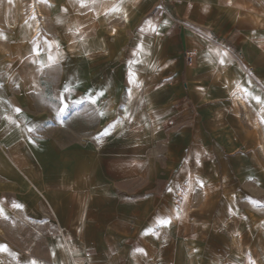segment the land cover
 Returning a JSON list of instances; mask_svg holds the SVG:
<instances>
[{
  "label": "crops",
  "instance_id": "0c3cea01",
  "mask_svg": "<svg viewBox=\"0 0 264 264\" xmlns=\"http://www.w3.org/2000/svg\"><path fill=\"white\" fill-rule=\"evenodd\" d=\"M174 1L177 18L212 34L235 27L233 49L241 58L223 55L213 35L168 36L167 20L152 46L141 44L135 26H128L149 13L156 0L91 1L97 9L111 2L103 15L113 11L112 18L121 17L111 35L100 19L88 35L103 51L114 49L113 57L132 53L130 63H121L126 68L120 81L127 89L104 98L97 108L102 132L98 139L86 127L79 133L85 143L62 146L45 131L47 117L44 123L39 117L44 125H37L39 113L25 112L20 121L0 118V247L6 246L0 264H246L248 256L264 264V223L258 228L249 217H191L172 204L176 185L197 176L183 173L189 146L264 145V103L255 99L264 102V14L258 0H245L250 6L241 16L233 0ZM189 49L195 61L184 67ZM113 57L109 65L117 60ZM140 81L152 83L157 98L151 108L144 99L145 110L139 92L131 93ZM190 83L197 85L193 91ZM25 85V93L36 90L32 82ZM239 91L243 95L234 98L242 95L246 107L232 104ZM242 116L252 127L242 124ZM168 119L175 121L174 132L154 127ZM146 121L151 133L165 140L159 175L151 156L155 141L144 139L142 146L137 137ZM16 145L20 154L11 153ZM226 231L229 245L222 239Z\"/></svg>",
  "mask_w": 264,
  "mask_h": 264
},
{
  "label": "rangeland",
  "instance_id": "374dc122",
  "mask_svg": "<svg viewBox=\"0 0 264 264\" xmlns=\"http://www.w3.org/2000/svg\"><path fill=\"white\" fill-rule=\"evenodd\" d=\"M30 1L12 0V3H9V0H0V102L3 106V109H0V118H9L11 122L20 121L25 112L39 113L37 125H40L39 127L44 125L41 123H44V118L47 117L45 131L65 147L75 142L85 143L84 139H79V133L80 131L84 133L86 127L88 129L92 127V131L99 139L102 131L98 129L97 108L102 106L109 92L115 95L118 89L126 91L127 88L120 81L126 68L122 64L130 63L132 53L126 50L120 52L117 55L119 57H113L116 51L114 49L110 53L109 50L103 51L91 40L88 32L91 27L100 26L96 23L100 19L102 25L108 27V33L111 35V31L118 29L117 24L122 22L121 17L112 18V15H116L113 11L103 15L111 6V2L105 3L102 9H97L93 8L92 0H87V7H81L79 0H39L41 13L37 12L36 16L41 14L42 16L39 17L40 27L37 26L40 32L36 35L34 24L29 25ZM156 1V5L149 13L135 19L134 23L131 20L128 26H135V31L140 33L137 36L143 39L141 44L152 46L151 41L161 28V23L167 20L168 25L164 32L168 36H182L184 31L187 34H202L204 37L213 35V39L211 36L210 39L223 55L241 58L240 53L233 49L235 27L230 31L227 29L223 34H212L207 28L188 19L177 18L174 0ZM228 1L225 0V3ZM233 1L240 16L245 13L246 7L250 6L245 0ZM258 1L260 5L258 9L264 14V0ZM128 27H125L124 31ZM111 39L110 43L115 45ZM180 51L181 47L178 50L179 54ZM112 57L117 60H112L109 65ZM195 57V51L189 49L185 53L184 67L185 63L192 65ZM146 71V68L140 69V75L143 77ZM101 75L105 77L101 78ZM28 81L34 84L33 88L36 90L25 93L23 86L28 89L25 85ZM201 85L204 86L206 83L203 82ZM189 86L193 91L197 85L190 83ZM136 88L137 90L131 88V93L139 92L137 95L142 110H145L144 99L150 108L157 104L155 103L157 98L151 92L152 83L140 81ZM238 93L243 95L241 91L233 95L234 106L235 103H239L234 98ZM90 98L94 99L95 103L90 102ZM125 102L126 94H123L120 97V104L124 105ZM17 109L20 111L17 112ZM39 117L40 120L43 117L41 123ZM241 122L252 127L251 123L245 120V116L241 117ZM146 124L148 126H145ZM153 124L159 131L170 129L174 132L177 127L174 119H168L159 125ZM253 124L260 127V122ZM149 126L148 121L144 122L145 128L142 132H137V137L142 141V146L144 139L151 138L155 141V144L151 145V150L154 151L151 156L152 161L155 160L159 175L162 171L161 166H165L166 162L165 140L160 139L158 134H152ZM104 143L106 142L99 144L98 148L104 147ZM188 149H185L188 150V157L184 162L186 168H183V173L187 170L197 176L185 182L182 180L176 185L172 203L174 208L183 215L186 212L189 213L188 216L195 217L198 213L200 218L205 219L249 217L259 228L260 224L264 223V145L261 147L217 144L206 145L200 150L195 146H189ZM20 152L19 145L11 148L13 154ZM184 154L187 155L186 152ZM228 234L226 231L222 236L225 245L232 243ZM234 237L233 240H238L236 236ZM255 260V257L248 256L246 264H257Z\"/></svg>",
  "mask_w": 264,
  "mask_h": 264
},
{
  "label": "bare ground",
  "instance_id": "6f19581e",
  "mask_svg": "<svg viewBox=\"0 0 264 264\" xmlns=\"http://www.w3.org/2000/svg\"><path fill=\"white\" fill-rule=\"evenodd\" d=\"M29 6H30L29 7V15H28V17H30L29 25L30 24H34L33 29H34V31L36 32V35H37L40 32V31L38 32L39 28L37 27V26H39V23H40L39 22V17L42 16V14L40 16H36L37 12L41 13L40 1L39 0L38 1L37 0H31ZM4 49L6 50V48H4ZM236 99L239 101L240 104H242L243 106L245 105V101H244L242 95L239 94L236 97Z\"/></svg>",
  "mask_w": 264,
  "mask_h": 264
},
{
  "label": "snow or ice",
  "instance_id": "6c2138e0",
  "mask_svg": "<svg viewBox=\"0 0 264 264\" xmlns=\"http://www.w3.org/2000/svg\"><path fill=\"white\" fill-rule=\"evenodd\" d=\"M79 2H80V6L81 7H87L88 6L87 0H79ZM92 2L94 3L95 0H92ZM9 3H12V0H9ZM221 63H223V61H221ZM255 99H256V102L258 104L264 103V102L261 101V99L259 97H255ZM90 102L95 103V100L90 98ZM19 111H20V109H17V112H19ZM262 122H264V120H262ZM201 187H203L202 182H201ZM0 212H2V209H0ZM162 223H167V221H163ZM0 251H6V246L5 247H0ZM33 264H35V262H33Z\"/></svg>",
  "mask_w": 264,
  "mask_h": 264
},
{
  "label": "built area",
  "instance_id": "2783aa9c",
  "mask_svg": "<svg viewBox=\"0 0 264 264\" xmlns=\"http://www.w3.org/2000/svg\"><path fill=\"white\" fill-rule=\"evenodd\" d=\"M190 61L192 60V56L189 57Z\"/></svg>",
  "mask_w": 264,
  "mask_h": 264
}]
</instances>
